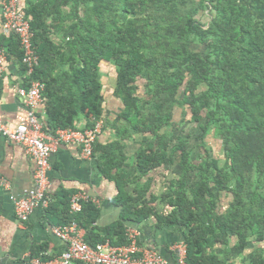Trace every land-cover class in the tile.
Segmentation results:
<instances>
[{
  "label": "trees",
  "instance_id": "16d2710c",
  "mask_svg": "<svg viewBox=\"0 0 264 264\" xmlns=\"http://www.w3.org/2000/svg\"><path fill=\"white\" fill-rule=\"evenodd\" d=\"M33 1L22 11L39 56L33 78L45 84L44 131L78 129L80 117L84 130L102 117L106 61L115 66L114 95L124 105L119 139L145 135L130 178L116 160L122 153L111 155L119 140L98 147L122 213L94 233L99 209L83 203L74 218L85 240L125 244L126 223L153 213L144 200L148 184L140 181L169 165L175 179L164 197L173 209L159 221L182 231L185 264H264V0ZM0 47L21 62L16 37L1 38ZM186 124L196 125L195 145L183 134ZM208 138L219 157L210 154ZM196 147L204 152L194 159ZM58 197L63 224L71 219L70 196Z\"/></svg>",
  "mask_w": 264,
  "mask_h": 264
},
{
  "label": "crops",
  "instance_id": "0c3cea01",
  "mask_svg": "<svg viewBox=\"0 0 264 264\" xmlns=\"http://www.w3.org/2000/svg\"><path fill=\"white\" fill-rule=\"evenodd\" d=\"M38 1L51 0H34L33 2ZM18 3L23 10L27 7L28 0H18ZM62 11L67 13L68 9L62 7ZM5 36L14 37L3 31L0 9V39ZM100 71L103 95V113L100 118L102 128L94 143V149L97 148L96 151L94 150V157L84 159L76 144H59L50 158L47 187V194L51 199L50 206L44 210L36 209L26 221L17 219L10 197H24L33 187L35 162L22 145L9 141L0 133V178L6 179L10 184L9 189L0 186V264H28L30 257L49 259L62 252L65 244L51 232V227L60 225L65 218L61 212L63 206L58 203V196L67 197L75 192L83 191L98 199L99 203L96 207L99 209V217L90 226L94 233L103 234L101 230L104 227L121 219L122 207L116 203L119 193L118 186L114 178L103 174L100 168L101 154L98 147H110L116 140H119L120 147H114L111 155L116 156L122 153L120 154L122 158L116 157V160H122L119 166L130 178L135 171V155L145 144V135L137 133L130 138L119 139L117 130L124 123L119 116L124 105L114 95L116 69L113 64L102 61ZM27 82L23 64L13 54L8 53L0 77V116L10 127L21 122L26 115L25 100L18 95L16 89L27 85ZM37 113L44 130V101L39 105ZM175 113L178 116L180 110L178 109ZM176 120L179 121V119ZM76 126L78 129L84 128L85 118L80 117ZM45 133L48 138L53 136L49 132ZM176 134L181 133L177 131ZM193 158L196 159L194 156ZM114 172L115 170L112 175ZM173 179H175L173 166L169 165L156 167L145 175L140 183L148 184L144 200L153 213L140 223L132 221L126 223L127 226L139 229L140 242L144 247L154 249L170 260L174 259L172 245L183 241L182 231L177 226L164 224L159 219L168 215L173 209L168 199L164 197ZM135 188L136 184L130 183L127 190L131 195H135L133 191ZM80 227L85 237L87 231L84 227ZM259 245L264 249V241ZM39 251L40 253L36 255L35 252Z\"/></svg>",
  "mask_w": 264,
  "mask_h": 264
},
{
  "label": "built area",
  "instance_id": "2783aa9c",
  "mask_svg": "<svg viewBox=\"0 0 264 264\" xmlns=\"http://www.w3.org/2000/svg\"><path fill=\"white\" fill-rule=\"evenodd\" d=\"M2 29L19 41L22 51L21 63L27 75V85L17 87L19 96L24 98L27 108L24 119L13 127L8 126L0 116V133L9 141L20 144L35 162L33 187L24 197L11 196L18 220L26 221L36 209H47L50 197L47 194L48 172L51 154L59 144H76L84 159L94 157V143L101 132L102 120L98 119L87 129H57L51 138L43 130V124L37 109L43 102L42 93L45 84L33 78L39 65V56L33 44L34 32L30 20L22 11L18 0H0ZM6 49L0 47V77L7 59ZM0 186L9 189V182L0 178ZM85 202L99 203L95 196L78 191L70 196L69 214L71 219L63 224L52 226V234L65 244V248L56 257L42 259L30 257L28 264H185L186 244L184 241L172 245L174 259L170 260L158 251L144 247L140 242L137 227L127 226L126 243L112 245L107 239L95 245L89 244L80 225L74 218Z\"/></svg>",
  "mask_w": 264,
  "mask_h": 264
},
{
  "label": "rangeland",
  "instance_id": "374dc122",
  "mask_svg": "<svg viewBox=\"0 0 264 264\" xmlns=\"http://www.w3.org/2000/svg\"><path fill=\"white\" fill-rule=\"evenodd\" d=\"M204 14H200L199 15V18L201 19V21H207V17L206 16H203ZM180 118V113L178 114V116H176V119H179ZM183 129H184V133L183 134H187L188 133H191V137H190V141L192 144L194 143H197V141L195 140V134L197 132V128H196V125L194 124H186L183 126ZM207 147H211V155L213 156H216V157H219L220 156V150H219V145L217 142H215L214 140H211L210 138H208L207 140ZM204 151L198 147H196L194 149V152H193V156L194 157H199L200 156V153H203ZM226 199V198H224ZM226 201V200H225Z\"/></svg>",
  "mask_w": 264,
  "mask_h": 264
}]
</instances>
